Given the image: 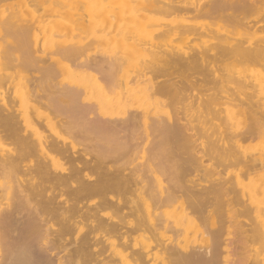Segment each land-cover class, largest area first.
Segmentation results:
<instances>
[{"label": "bare ground", "instance_id": "6f19581e", "mask_svg": "<svg viewBox=\"0 0 264 264\" xmlns=\"http://www.w3.org/2000/svg\"><path fill=\"white\" fill-rule=\"evenodd\" d=\"M260 21L264 0H0V264H264V146L244 145L264 143V72L246 69L264 66ZM61 29L78 40L45 49L75 83H46L53 63L24 81L19 45ZM115 36L119 53L89 54Z\"/></svg>", "mask_w": 264, "mask_h": 264}, {"label": "rangeland", "instance_id": "374dc122", "mask_svg": "<svg viewBox=\"0 0 264 264\" xmlns=\"http://www.w3.org/2000/svg\"><path fill=\"white\" fill-rule=\"evenodd\" d=\"M229 13V11H225V12H220V13H218V14H215V15H213L211 18H209V20H211V21H214V22H217V21H221V19H223V18H225V17H223V15H226V14H228ZM57 15V16H56ZM59 15V16H58ZM61 15V16H60ZM52 18H50L49 16H48V22H49V25L50 26H52V27H60L61 25H63V28L65 27V25H66V19H64L67 15H64V14H59V13H56V14H52V15H50ZM68 18V17H67ZM160 19L161 18H163V19H168V18H170V17H159ZM246 18L248 19V20H251V21H253V22H255V21H257V18H256V16L253 14H247L246 15ZM98 19V20H97ZM97 20V21H96ZM96 20H93V22L94 23H92V28L93 29H98V30H102V29H107V27L110 25V23H115V24H117L118 22H120V23H123L124 21V19H122V21H121V18L120 17H118V19L117 18H106V17H103V18H101V17H99V18H96ZM106 20V21H105ZM65 21V22H64ZM68 21V20H67ZM126 21V20H125ZM260 22H262V23H264V21H260ZM94 24V25H93ZM57 25V26H56ZM95 27V28H94ZM62 30V29H61ZM37 42H35V41H32V44L31 43H26V44H20L19 45V50L17 51V53H16V55L18 56V58H19V60L20 59H22V60H20V61H22V62H28L29 64H27L26 66H24V67H21V72H20V74H21V77H23L24 76V78H23V80L24 81H26V82H33V81H35L36 83L35 84H38L39 82H38V80L39 81H43L44 80V74H45V70H44V68H47V67H50V66H52L53 64V67L55 66V67H57L56 69H57V74H55V76H52V78H46V80H45V82L46 83H48V81H49V85H50V82H52V83H60V84H63V85H72V84H74L75 83V81L72 79V77H71V75H69V73H67V72H63L62 70H60L59 68H61L60 66H57L58 64H56L55 63V58L56 57H58L59 55H56V54H54V53H52L53 52V50L52 49H48V50H46L45 48L47 47V48H49L51 45H55L54 47H56V46H59V47H64V46H68V45H70V44H72L73 42H75V41H77L78 40V37L74 34V33H71V32H69L68 30H66V29H63L62 31H60L59 33H52V32H46V33H44L43 31H40V30H38V32H37ZM12 41L13 40H17L16 38H12L11 39ZM27 42V41H26ZM199 42V40L197 41V40H193L192 42L191 41H182V40H178V41H174V45H177V46H179V47H181V48H184V49H186V48H188V47H191V46H193V45H195L196 43H198ZM31 44V45H30ZM29 45V46H28ZM119 46H120V49H121V43H120V38L118 37V36H115V37H111V38H109V40L107 39L106 41H100V42H94L93 44H92V46H91V48L89 49V54L91 55V56H97L98 57V59L101 57V59L102 58H107V56L108 55H114V54H116V53H119L120 52V50H119ZM26 47V48H25ZM31 47H33V49H34V51H31V50H33ZM57 48V47H56ZM26 49V50H25ZM23 51V52H21V51ZM41 50V51H40ZM26 51V52H25ZM31 51V52H30ZM46 53H45V52ZM119 51V52H118ZM19 52V53H18ZM113 53V54H112ZM22 54V55H21ZM28 54V55H27ZM47 54V55H46ZM52 54V55H51ZM94 54V55H93ZM54 55V56H53ZM102 55H104V57L102 56ZM95 56V57H96ZM100 56V57H99ZM110 56H108V57H110ZM42 58V59H40V58ZM26 58L28 59V61L26 60ZM31 59V60H30ZM32 59H33V61L35 60V59H37V60H35L34 61V63H33V61H32ZM49 59V60H48ZM52 59V60H51ZM82 59H85V58H80V59H78L77 61H82ZM29 60H30V62H29ZM40 60V61H39ZM44 60V61H43ZM37 61H39V62H37ZM42 61V62H41ZM76 61V62H77ZM43 62H45V63H43ZM65 62V64H67V65H70L72 68H77V63H75V61H72V60H65L64 61ZM53 63V64H52ZM134 63L132 62V61H127L125 64H124V67H126V69H127V71H130V67H132V65H133ZM50 65V66H49ZM252 65V66H251ZM249 64V65H247V66H249L248 68H246L247 70L249 69V72L251 73V75H254V74H262L263 72H264V68L262 69V66H261V64L259 63V64H257V63H255V64ZM27 67H28V69H27ZM264 67V66H263ZM35 68V69H34ZM231 68V67H230ZM230 68H227V69H229L230 71H228L227 70V73H225V74H228V72L231 74V73H233L234 74V72H237L236 70H238L239 69V67H237L236 68V70H232V68L230 69ZM125 69V68H124ZM125 69V70H126ZM233 69H234V67H233ZM246 69H244L243 68V70H246ZM30 72H29V71ZM32 70V71H31ZM125 70H124V73H126L125 72ZM247 70H246V73H247ZM226 71V70H225ZM225 71H223V72H225ZM60 72V73H59ZM188 73L190 72L191 73V71H187ZM248 72V73H249ZM98 74H99V72H98ZM57 75H58V77H57ZM27 77V78H26ZM54 77V78H53ZM28 78H29V80H28ZM32 79H33V81H32ZM165 79V77H163V76H161V77H158L157 79H156V81H160V82H162L163 80ZM52 80V81H51ZM38 82V83H37ZM46 83H43V84H45L44 86L46 87V85H48V84H46ZM47 86L48 88L46 89L45 87H43L42 88V90H40V94L41 95H46V94H50L49 93V91L52 93V94H50L48 97H49V99L51 98H53L54 96H55V94H56V92L54 91V89H52V87H51V89H52V91L50 90V86ZM52 85V84H51ZM211 85V84H210ZM209 85V86H210ZM229 85H231V84H229ZM233 85V84H232ZM208 86V87H209ZM211 87V86H210ZM229 88L230 87H232V86H228ZM45 88V89H44ZM45 90H47V91H45ZM54 91V92H53ZM45 94H44V93ZM210 92V91H209ZM88 95H90V94H88ZM163 100L166 102L165 103V105H164V107H163V109L165 110V111H172V112H174V110H175V113H176V111H177V108H176V103L175 102H169V101H167V99H165V98H163ZM17 101V102H16ZM15 102L13 101L12 102V105L16 108V109H18V108H21L20 107V102H18V100H16ZM178 106V108H179V110H180V106H181V112H183L182 110V108L184 107V104H178L177 105ZM216 108H218V106H219V104H215L214 105ZM220 106H222V105H220ZM43 109V110H42ZM47 106H45V107H41V111H42V113L43 114H47V113H49V111L51 112V110L49 109H47ZM174 109V110H173ZM45 110V111H44ZM48 111V112H47ZM209 114H211V113H209ZM213 114V113H212ZM212 114L209 116L210 118H211V116H212ZM213 117V116H212ZM214 117H217V116H215L214 115ZM213 119V118H212ZM217 119V118H216ZM214 120L213 119V121L212 122H215V123H220L221 121H223L222 119H220V121H218V120ZM219 119V118H218ZM210 120V124L212 123L211 122V119H209ZM236 122H238L239 123V125L240 126H244L245 124H246V122H247V117H246V115H243V114H238L237 116H236V118L234 119ZM245 120V121H244ZM23 124H24V128L26 127L29 131L31 130V127H32V124H31V121L29 120V121H27L26 119H25V117H23ZM222 123V122H221ZM224 123V122H223ZM237 123V124H238ZM42 126V125H41ZM39 127V135L41 136V138L42 139H44L45 137L47 138V139H49L50 138V136L52 137V133H54V131L52 130V128H51V126H48V125H45V124H43V126L42 127ZM48 127V128H47ZM25 128V129H26ZM42 129V130H41ZM78 136V135H77ZM78 138L80 139V140H84L85 138L84 137H82V136H78ZM201 139H203V138H201ZM202 141H205V140H202ZM263 140H262V137L258 134V133H255V134H253L245 143H244V145H245V147L247 148V151H248V154H250V155H256L259 151V149H261L260 147H263L264 146V143L262 142ZM199 142H201V140L199 141ZM83 147V146H82ZM81 147V148H82ZM205 164L206 165H211V161H205ZM221 168V167H220ZM233 168V169H232ZM230 167L229 169H232L233 170V172H234V167ZM229 169H228V171H229ZM231 171V170H230ZM229 171V172H230ZM232 172V171H231ZM90 179H92V178H90ZM261 197L263 198V201H264V194L263 195H261ZM100 199L99 198H96V199H94L93 200V202H97V201H99ZM250 217H245V219H247V220H249V222H251V219H249ZM219 222L217 221V224H218ZM216 224V225H217ZM189 232V234L191 235L192 233H193V231H194V229L193 228H191V229H189L188 230ZM181 237H182V235H181Z\"/></svg>", "mask_w": 264, "mask_h": 264}]
</instances>
